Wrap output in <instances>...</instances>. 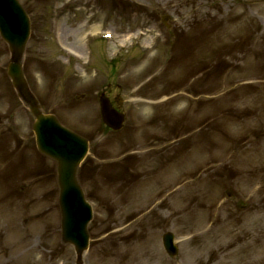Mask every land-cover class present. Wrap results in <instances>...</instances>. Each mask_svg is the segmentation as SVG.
<instances>
[{
  "label": "rangeland",
  "instance_id": "1",
  "mask_svg": "<svg viewBox=\"0 0 264 264\" xmlns=\"http://www.w3.org/2000/svg\"><path fill=\"white\" fill-rule=\"evenodd\" d=\"M21 2L33 20L32 91L93 141L81 179L94 207L85 264H264V0ZM9 58L0 38V135L23 160L0 178V264H74L57 178L34 161ZM108 83L127 118L101 135ZM168 230L175 257L162 245Z\"/></svg>",
  "mask_w": 264,
  "mask_h": 264
},
{
  "label": "water",
  "instance_id": "2",
  "mask_svg": "<svg viewBox=\"0 0 264 264\" xmlns=\"http://www.w3.org/2000/svg\"><path fill=\"white\" fill-rule=\"evenodd\" d=\"M0 30L4 38L10 43L13 51V62L10 65L9 72L14 80V85L22 96L32 101V110L37 118L35 132L39 147L56 157L60 162V202L63 214V236L65 240L72 241L76 245L80 254L88 243L86 226L91 218V211L75 181L74 171L76 164L85 155L87 143L62 127L54 117L40 113L35 98L31 96L26 88L19 57L28 38L29 21L17 0H0ZM101 101L107 123L110 124L112 121V124L118 126L121 118L114 117L106 98L102 97ZM164 243L171 253L176 251L172 234L164 236ZM80 263L81 259L79 258L78 264Z\"/></svg>",
  "mask_w": 264,
  "mask_h": 264
}]
</instances>
